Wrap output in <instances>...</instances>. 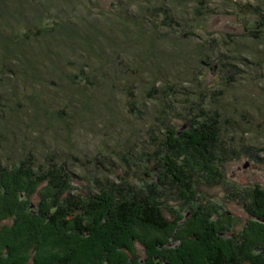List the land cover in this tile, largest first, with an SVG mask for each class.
Segmentation results:
<instances>
[{"label": "rangeland", "instance_id": "obj_1", "mask_svg": "<svg viewBox=\"0 0 264 264\" xmlns=\"http://www.w3.org/2000/svg\"><path fill=\"white\" fill-rule=\"evenodd\" d=\"M5 1L9 2L0 0V4ZM37 4L60 19L55 21L56 28L70 39L94 27L99 34L88 38L85 52L74 49L64 63L67 52L62 50L57 57L46 55L43 49L39 53L45 58L43 63L57 64L54 75L49 70L38 75L1 73L0 160L12 166L31 154L44 172L53 163L65 168L68 189L62 193L39 189L32 200L30 196L35 210L39 211L44 200L42 192L49 205L45 209H50L55 194L59 201L74 205L95 199L103 188L120 186L122 180L139 188L145 181H155L150 171L167 129L187 127L200 112L201 117L219 119L218 158L212 178L202 173L193 177V194L198 202L216 204L221 218L217 220L223 224L219 234L239 251L244 242L241 231L252 221L264 223L256 216L260 209H251L249 204L256 192L261 190L264 195V26H257L264 19V0H57ZM39 17L34 13L25 20L28 38L37 37L33 49L44 47L49 37L42 35ZM11 21L12 16L0 17V27ZM114 28L121 32L115 37L122 38L121 48L129 43L125 33L132 35L128 53L109 45L107 38H113ZM136 40L152 48L149 55L154 64L142 58L139 47L133 46ZM170 60L178 64L169 70ZM169 71L178 72L172 75L178 78H170ZM170 186L167 182V189L162 190L161 200L168 205L166 216H176L172 208L179 209L183 220L191 218V211L184 210L182 192ZM175 242L179 239H170L171 244ZM255 247L257 251L261 248L247 241L245 252H255ZM136 248L140 257H147L143 245L138 243Z\"/></svg>", "mask_w": 264, "mask_h": 264}, {"label": "trees", "instance_id": "obj_2", "mask_svg": "<svg viewBox=\"0 0 264 264\" xmlns=\"http://www.w3.org/2000/svg\"><path fill=\"white\" fill-rule=\"evenodd\" d=\"M7 1L0 4V17L9 15L12 21L0 27V76L4 71L17 76L20 72L38 75L47 70L50 72L48 74L54 75L57 67L53 66L57 64L51 66L43 63L45 58L39 55L43 49L46 55L53 53L57 57H61L64 50L68 54L61 61L64 63L74 49L85 52L89 45L88 38L99 34L94 27L91 31H81L77 39H70L64 31L57 30L55 21L60 19L47 8L41 10L43 6L37 4H53L57 0ZM34 13L40 16L36 20L42 26V35L49 36L44 42L45 46L40 48L38 45V49H33L37 37L28 38L30 34L25 22ZM166 15L170 16L168 10ZM14 17L23 22H15ZM172 20L173 17L168 20L169 23H173ZM45 21L49 22L47 26L43 24ZM262 25L264 19L257 24ZM112 31L115 34L111 36L113 38H107L109 45L115 46L118 52L122 50L128 53V46L132 47V35L125 33L124 40L129 43L121 48L119 42L122 38L116 39L121 32L118 28ZM174 36L178 41L179 33L176 32ZM146 45L141 46L139 40L133 41V46H138L144 56L142 58L154 64L155 59L149 55L152 48L147 49ZM184 46L189 45L185 43ZM180 51L183 52V47ZM172 58L173 54L169 59ZM172 64L178 63L168 61L169 70ZM177 74L167 72L174 79L178 77L172 75ZM93 111L100 113L102 109ZM200 114L196 112L195 115L199 117L181 130L167 129L158 152L160 154L155 158L156 165L150 171V177L155 181H145L139 188L135 183L122 180L120 186L103 188L95 199L84 203L67 204L62 199L59 201V195L55 194L50 209H45L49 205H45L46 194L42 192L40 194L44 200L39 204V211L35 210L30 196L32 200L39 189L57 193L68 189L64 179L65 168L53 163L44 172L36 167L34 155L31 154L12 166L4 165L0 160V264H264V223H249L251 226L241 231L244 232L242 247L239 251L233 250L225 236L219 234L223 224L217 220L221 218L216 204L198 202L197 195L193 194V177L202 173L212 178L218 158L219 119L201 117ZM167 182L172 185L170 187L182 192L185 197L184 210L191 211V218L183 220L184 215L178 214L179 209L172 208L176 216H166L164 210L168 205L161 199ZM249 204L251 209L257 206L260 214L256 216L264 219V195L261 190L251 197ZM222 218L227 219L225 215ZM171 238L179 239V242L171 244ZM246 240L261 248L257 251L258 247H255V252H245ZM138 243L144 246L148 258L139 256Z\"/></svg>", "mask_w": 264, "mask_h": 264}]
</instances>
